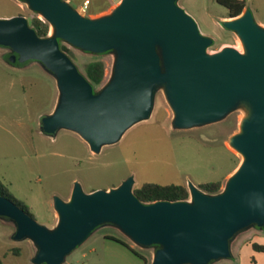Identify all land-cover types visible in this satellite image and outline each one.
Returning a JSON list of instances; mask_svg holds the SVG:
<instances>
[{"label":"water","instance_id":"1","mask_svg":"<svg viewBox=\"0 0 264 264\" xmlns=\"http://www.w3.org/2000/svg\"><path fill=\"white\" fill-rule=\"evenodd\" d=\"M22 1L43 15L54 34L39 36L25 15L0 18V45L12 50L13 63L36 60L55 76L59 100L43 116V132L74 131L100 152L150 118L161 86L178 128L220 121L240 103L249 106L250 115L230 139L243 160L223 191L211 194L190 184L191 200L144 203L134 192V177L91 192L76 184L70 199L55 198L60 217L55 229L0 193V216L17 224L15 239L37 244V264H63L96 228L110 223L139 245H159L152 264L231 258L238 232L264 227V26L252 10L223 22L241 37L245 52L226 46L209 53L214 39L202 33L179 0H122L97 18L69 0ZM60 40L96 54L115 51L111 80L97 91Z\"/></svg>","mask_w":264,"mask_h":264},{"label":"rangeland","instance_id":"2","mask_svg":"<svg viewBox=\"0 0 264 264\" xmlns=\"http://www.w3.org/2000/svg\"><path fill=\"white\" fill-rule=\"evenodd\" d=\"M69 1L80 10L83 0ZM121 1L111 0L106 10L86 16L110 14ZM178 3L194 17L202 33L214 39L209 53L226 46L245 49L241 37L223 25L225 17H229L226 6L217 0ZM248 4L246 9L252 10L255 20L264 22V0H248ZM18 14H24L29 21L35 17L45 20L25 1L0 0V18ZM50 34H54L51 24ZM63 43L81 72L95 59L106 63V76L97 91L111 80L115 51L96 54ZM12 53L0 45V180L16 200L30 208L40 224L50 229H55L60 220L55 198L68 199L76 184L91 192L119 186L134 177V190L146 183H157L185 185L190 192V184L202 189L204 183L221 181L223 191L243 160L239 151L230 148V139L241 132L242 121L250 115L247 104L240 103L220 121L178 128L164 86L156 91L150 118L133 125L117 143L103 146L100 152L92 151L74 131L62 128L49 135L42 131L41 120L53 112L59 100L55 76L36 60L13 63ZM191 199L190 192L188 200ZM16 232L17 224L0 216V264H37V244L31 238L16 240ZM107 236L126 241L145 260ZM251 241L264 245V227L252 225L238 232L231 240L232 256ZM158 248L159 245H139L120 228L106 223L68 254L63 264H152ZM242 260L243 264H264V253L251 245L244 246ZM228 262L226 258L219 264Z\"/></svg>","mask_w":264,"mask_h":264},{"label":"trees","instance_id":"3","mask_svg":"<svg viewBox=\"0 0 264 264\" xmlns=\"http://www.w3.org/2000/svg\"><path fill=\"white\" fill-rule=\"evenodd\" d=\"M111 0H90L89 7L87 9V15L91 13H99L106 10L109 6ZM222 5L226 6L229 10V17H237L243 13L246 7L249 6L248 0H217ZM24 15V14H18ZM32 27H34L41 37H47L50 31V23L39 17H35L30 21ZM61 48L66 51L72 59L73 56L67 45L63 43V40H60ZM74 61V60H73ZM87 79L93 84L96 89L97 86L101 85L106 76V63L101 59H95L86 64L85 72H82ZM201 188L208 193L217 194L221 191L222 182H208L202 184ZM0 191L3 195L14 200L20 207L25 209L28 213H31L30 208L22 203L21 201L16 200V198L8 192L7 187L0 180ZM137 197L144 203H153L159 200H169V201H185L189 199V189L185 185L179 184H168L162 185L157 183H146L141 188L134 190ZM107 238L115 240L122 245L128 247L136 255L140 256L143 260L145 257L138 253L129 243L122 240L121 238L115 236H107ZM253 248L256 250L264 251V245L258 243H253Z\"/></svg>","mask_w":264,"mask_h":264},{"label":"crops","instance_id":"4","mask_svg":"<svg viewBox=\"0 0 264 264\" xmlns=\"http://www.w3.org/2000/svg\"><path fill=\"white\" fill-rule=\"evenodd\" d=\"M229 17H225V19H228ZM261 24H264V22H260ZM56 106V105H55ZM55 109V108H54ZM54 111V110H53ZM76 133V132H75ZM78 134V133H77ZM79 135V134H78ZM81 136V135H80ZM83 140H85L84 138H83ZM86 141V140H85ZM87 142V141H86ZM88 143V142H87ZM88 145H89V143H88ZM90 146V145H89ZM113 188V187H112ZM109 189H111V188H109ZM72 192H73V188H72V190H71V192H70V196L68 197V199H70V197H71V195H72ZM68 199H66V200H68ZM261 235V234H260ZM260 235H256L255 237H257V236H260ZM254 237V238H255ZM252 246V248H253V241H251V242H249L248 244H246V245H242V246H240L239 247V252H238V255H234V256H232L231 258H228L227 259V261H230V262H228L227 264H243V260H242V253H243V248H244V246ZM254 249V248H253ZM255 250V249H254ZM263 253H264V251H262ZM224 259H221V260H218V261H214V262H212L211 264H219L220 262H222Z\"/></svg>","mask_w":264,"mask_h":264},{"label":"built area","instance_id":"5","mask_svg":"<svg viewBox=\"0 0 264 264\" xmlns=\"http://www.w3.org/2000/svg\"><path fill=\"white\" fill-rule=\"evenodd\" d=\"M113 1H117V0H113ZM89 4H90V0H83L82 5L79 6L80 11L84 13V15H87V9L89 7Z\"/></svg>","mask_w":264,"mask_h":264},{"label":"bare ground","instance_id":"6","mask_svg":"<svg viewBox=\"0 0 264 264\" xmlns=\"http://www.w3.org/2000/svg\"><path fill=\"white\" fill-rule=\"evenodd\" d=\"M239 49L242 51V52H245V49L243 48V46H240ZM230 148L233 149V150H236L237 149L235 147H233L231 144H230Z\"/></svg>","mask_w":264,"mask_h":264}]
</instances>
